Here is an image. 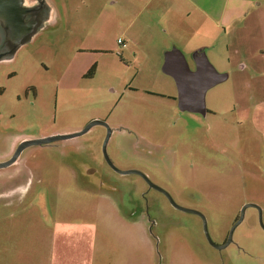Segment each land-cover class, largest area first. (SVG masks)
<instances>
[{"label": "rangeland", "instance_id": "obj_1", "mask_svg": "<svg viewBox=\"0 0 264 264\" xmlns=\"http://www.w3.org/2000/svg\"><path fill=\"white\" fill-rule=\"evenodd\" d=\"M52 4L46 31L0 63V162L18 140L104 121L112 166L136 170L176 206L200 213L214 244L222 245L244 204L260 209L264 226V4L228 0L237 21L226 35L206 22L171 42L143 35L124 48L116 42L125 24L110 6ZM190 38L225 76L204 94L203 116L177 109L173 81L160 70L171 49L193 68L183 44ZM29 87L34 95L23 97ZM104 134L93 126L30 147L0 169V264H264L253 208L231 244L215 250L196 216L170 207L137 175L105 166Z\"/></svg>", "mask_w": 264, "mask_h": 264}, {"label": "water", "instance_id": "obj_2", "mask_svg": "<svg viewBox=\"0 0 264 264\" xmlns=\"http://www.w3.org/2000/svg\"><path fill=\"white\" fill-rule=\"evenodd\" d=\"M46 1L48 5V0ZM21 5L22 0H0V29L2 30L5 38L11 41L12 43V49H10V53L12 52V54H14L16 50L21 46V44H23L24 39L27 40L28 38H31L34 32L35 24L38 23L36 21L33 25L28 26L29 29H23L21 22L23 17L28 14L29 10L23 8V6ZM50 16L51 15L49 13V23H51ZM192 65L193 69L190 70L187 64L185 63L184 58H182V56L177 51L171 49L170 51L164 54L160 70L164 75L169 76V78H171L173 81L176 90L175 101L177 109L180 112H189V114L203 115L206 111L204 106V94L214 85L218 84L221 81H224L225 76H223V74H217L211 68V66H209L206 58L201 53H196L194 55ZM93 126H104V128L106 129L105 136L100 145V151L103 157V162L110 168V170L114 171L117 174H120L121 176L129 174L137 175L146 184L148 189H153V191L160 193L173 209L198 217L201 222L202 235L209 247L221 251L226 246L231 244L232 232L241 223L243 213L247 208H253V210L257 212V224L259 228L264 231V226L262 225L260 219V209L252 203H247L240 208L239 213L237 214V219L227 231L224 243L222 245L214 244L207 234L206 223L200 213L192 210H186V208L176 206L170 200V197L167 195L166 192L153 186V184H151L145 178V176H143L136 170H127L120 172L112 166V164L108 161V157L105 153V146L106 142H108L110 131L106 128L104 122L99 120L90 121L88 124L84 125L81 130L73 134L69 133L58 136L52 135L40 139L36 138L23 140L18 143L11 157H9L4 162H0V169H5L12 165L17 159V157H20V154L30 147H41L50 143H55L68 139L71 140L83 135Z\"/></svg>", "mask_w": 264, "mask_h": 264}, {"label": "crops", "instance_id": "obj_3", "mask_svg": "<svg viewBox=\"0 0 264 264\" xmlns=\"http://www.w3.org/2000/svg\"><path fill=\"white\" fill-rule=\"evenodd\" d=\"M93 1L97 3L99 10H102L104 5L110 6L111 9L115 10V12H111L113 20H122L124 22L125 25H123L121 32L124 40L119 39L122 41V48L125 47V42L128 44L132 42L134 46L135 42H137V38L143 40L142 38H146V36H148V39L155 37L160 43H167L172 37H175V35L177 36L182 29L191 31L193 35L195 33V27L199 24V26L202 27L199 30L202 31L206 22H208L210 27H214L215 29L221 27V35H226L228 31L234 28V24L237 21L233 11L228 7V0ZM258 1L264 4V0ZM48 5L49 13L52 16L55 5L52 4V0H48ZM255 6L257 7L256 9L254 8L255 10L260 9L259 3H256ZM99 14H102L101 11L97 15ZM155 30L163 37L157 38ZM183 44L188 46L192 57H194L196 53H201L200 48L202 44L192 41L191 38L186 40ZM202 47L204 48L205 46L202 45ZM178 53L182 56L180 52ZM259 53L262 54L264 52L260 51ZM29 264H32V262L30 261Z\"/></svg>", "mask_w": 264, "mask_h": 264}, {"label": "flooded vegetation", "instance_id": "obj_4", "mask_svg": "<svg viewBox=\"0 0 264 264\" xmlns=\"http://www.w3.org/2000/svg\"><path fill=\"white\" fill-rule=\"evenodd\" d=\"M23 8L28 9L29 12L28 14H26L23 19H22V26L23 29H27L29 25H33L36 21L38 22L37 24H35V28H34V32L31 36V38H28L27 40H23V44H21V46H25L27 44H29L30 40L33 39V37H35V35L41 34L42 32H45L49 23V10H48V5H47V1L46 0H22V5ZM37 25V26H36ZM29 29V28H28ZM12 40V39H11ZM20 46V47H21ZM10 49H12V43L11 41H9L8 39L5 38L2 30L0 29V63H2L3 61H7L11 56H13L12 52L10 53ZM191 69V68H190ZM193 69V68H192ZM34 89L29 87L27 88V90H25V92L23 93V97L26 96L27 92H30L31 95H34ZM167 99H169V97H167ZM204 114L206 115V111L204 112ZM203 114V115H204ZM199 115V114H198ZM201 115V116H203ZM104 122V121H103ZM105 124V123H104ZM106 126V124H105ZM104 129L105 132V128L104 126H101ZM107 128V127H106ZM108 129V128H107ZM109 130V129H108ZM110 134H111V130ZM105 136V134H104ZM110 137V135H109ZM104 138V137H103ZM25 140V139H23ZM23 140H18L14 145L13 148L11 150V154L6 158V160L12 156V154L14 153L16 146L18 145L19 142L23 141ZM109 140V139H108ZM103 141V140H102ZM101 145V144H100ZM22 154V153H21ZM20 154V156H21ZM102 156V155H101ZM103 158V157H102ZM103 160V159H102ZM104 163V162H103ZM105 164V163H104ZM105 166L110 170V168L105 164ZM112 171V170H111ZM114 172V171H112ZM115 173V172H114ZM117 174V173H116ZM87 177V176H84ZM83 177V178H84ZM138 177V176H137ZM139 178V177H138ZM140 179V178H139ZM156 192V191H155ZM161 195V194H160ZM167 201V200H166ZM170 206V205H169ZM171 207V206H170ZM238 214V213H237ZM198 218V217H197ZM199 219V218H198ZM237 219V217L235 218V220ZM234 220V221H235ZM200 221V219H199ZM201 223V222H200ZM234 223V222H233ZM227 235V234H226ZM203 236V235H202ZM204 238V237H203ZM226 239V238H225ZM224 239V241H225ZM205 240V239H204ZM224 241L222 242V244L224 243ZM206 242V241H205ZM208 245V244H207Z\"/></svg>", "mask_w": 264, "mask_h": 264}, {"label": "trees", "instance_id": "obj_5", "mask_svg": "<svg viewBox=\"0 0 264 264\" xmlns=\"http://www.w3.org/2000/svg\"><path fill=\"white\" fill-rule=\"evenodd\" d=\"M93 75V68L88 70L86 74H84L85 77H91Z\"/></svg>", "mask_w": 264, "mask_h": 264}, {"label": "built area", "instance_id": "obj_6", "mask_svg": "<svg viewBox=\"0 0 264 264\" xmlns=\"http://www.w3.org/2000/svg\"><path fill=\"white\" fill-rule=\"evenodd\" d=\"M116 44H119L120 46H122L123 44H122V41L121 40H117V42H116Z\"/></svg>", "mask_w": 264, "mask_h": 264}]
</instances>
